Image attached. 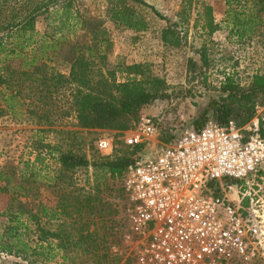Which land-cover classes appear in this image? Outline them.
I'll use <instances>...</instances> for the list:
<instances>
[{"label": "trees", "instance_id": "1", "mask_svg": "<svg viewBox=\"0 0 264 264\" xmlns=\"http://www.w3.org/2000/svg\"><path fill=\"white\" fill-rule=\"evenodd\" d=\"M220 1L224 6L220 21L213 6L201 0H181L177 20L168 19L145 0H106L104 12L115 28L141 33L150 27L141 8L150 9L167 21L159 37L168 47L186 42L192 10L197 15L194 24L208 37L225 28L227 39L244 43L264 30V0ZM73 2L0 0V116L21 114L17 110L21 108L36 124L49 125L73 115L80 128L115 131L113 151L104 155L91 146L87 154L81 143L74 142L78 132L72 130H60L64 136L56 144L37 138L30 151L16 158L2 147L0 193L7 200L0 211V264H135L133 256L112 249L131 233L124 220L128 194L123 178L143 145H126L119 137L133 127L143 106L165 96L166 82L146 62H119L117 68H110L108 30L100 21L75 13ZM40 20L45 23L42 30L37 28ZM200 47L195 51L207 65L204 45ZM189 61L196 75V64ZM58 64L67 70L61 71ZM116 72L124 75L121 80ZM223 75L219 95L207 103L202 120L193 127L208 119L221 125L233 120L242 126L257 107L264 106V72L255 71L246 84L234 73ZM259 134L264 135V130ZM159 139L170 142L172 135ZM49 158L54 168L47 164ZM89 168L92 183L78 182L76 172ZM233 180L237 179L222 182L243 183ZM44 186L55 197L51 206L42 199ZM209 186L214 194L221 192L218 181ZM242 204L246 207L248 201ZM232 264H264V255Z\"/></svg>", "mask_w": 264, "mask_h": 264}, {"label": "built area", "instance_id": "2", "mask_svg": "<svg viewBox=\"0 0 264 264\" xmlns=\"http://www.w3.org/2000/svg\"><path fill=\"white\" fill-rule=\"evenodd\" d=\"M261 130L264 106L242 126L208 119L170 142L159 139L157 122L147 114L122 132L126 145H143L123 178L136 264H232L255 255V244L264 240V194L248 183L264 176ZM96 147L111 154L113 140L98 139ZM225 179L243 180L237 199L222 193ZM211 181H218L220 193H213Z\"/></svg>", "mask_w": 264, "mask_h": 264}, {"label": "rangeland", "instance_id": "3", "mask_svg": "<svg viewBox=\"0 0 264 264\" xmlns=\"http://www.w3.org/2000/svg\"><path fill=\"white\" fill-rule=\"evenodd\" d=\"M152 4L161 14L170 20H177V11L181 8V0H145ZM210 3L214 8L215 19L220 21L223 17L224 6L220 0H201ZM106 0H74L72 10L84 18H94L100 21L108 30L111 47L107 54V64L110 68H117V63H149L154 74L163 78L166 82V93L162 98L142 107L139 115L147 114L157 122L158 136L172 135L174 138L181 130L193 126L202 120L201 112L207 103L219 95L220 81L224 72L234 73L241 84H246L255 71L264 72V30L258 31L249 42L236 43L227 39V30L224 28L214 32L210 37L201 32L200 27L194 24L197 17L196 10H192L187 25V40L180 47H168L163 45L159 34L160 29L167 21L156 16L150 9L141 8L150 23L148 30L135 33L126 29H117L112 22L105 17ZM44 21L37 23V28L42 30ZM80 32V31H78ZM204 45L208 64L202 63V58L196 49ZM189 59H192L198 69L195 75L191 70ZM56 65V63L54 62ZM58 69L66 71L63 64H58ZM116 77L121 80L123 74L116 72ZM203 75L206 79H203ZM57 105V104H55ZM21 114L0 116V149L10 150L13 158L21 153L30 151L33 140L40 138L42 142L56 144L62 141L64 134L60 130H72L78 132L74 140L81 143L82 148L90 154L89 148H96V141L108 138L115 141V131L104 129H83L75 124L73 115L58 118L52 124H36L35 119L25 114L21 108L17 109ZM138 115V116H139ZM210 117L207 114L206 118ZM40 129L41 131H38ZM117 148L119 147L116 143ZM91 149V148H90ZM2 158H0V161ZM51 168L56 166L51 158L46 159ZM88 172L78 170L75 177L78 182L92 183L91 169ZM238 181V180H233ZM253 182V183H252ZM256 183L260 184L259 187ZM223 194L227 193L230 198H236L238 183L224 184ZM249 186L261 188L258 193L264 194V176L249 181ZM220 188V186H219ZM221 190V189H220ZM252 192V191H251ZM43 201L51 206L55 197L47 187H43ZM7 196L0 193V211L6 205ZM124 204V203H123ZM123 209L117 217H120ZM125 220V218H124ZM262 235L261 237H263ZM255 255H264V240L255 244ZM123 256H133L136 261L137 237L134 233H128L123 240L115 246ZM113 250V249H112ZM114 251V250H113ZM253 255L241 262L253 261ZM5 260L13 261L14 258L6 257ZM50 264H57L51 262ZM136 264V262H135Z\"/></svg>", "mask_w": 264, "mask_h": 264}, {"label": "water", "instance_id": "4", "mask_svg": "<svg viewBox=\"0 0 264 264\" xmlns=\"http://www.w3.org/2000/svg\"><path fill=\"white\" fill-rule=\"evenodd\" d=\"M151 150L153 151V147L151 148Z\"/></svg>", "mask_w": 264, "mask_h": 264}]
</instances>
